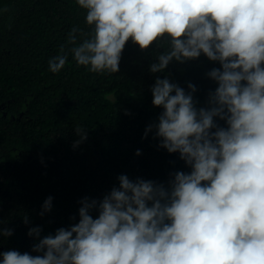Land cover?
Masks as SVG:
<instances>
[{
	"label": "clouds",
	"instance_id": "clouds-1",
	"mask_svg": "<svg viewBox=\"0 0 264 264\" xmlns=\"http://www.w3.org/2000/svg\"><path fill=\"white\" fill-rule=\"evenodd\" d=\"M76 3L94 26L71 49L78 65L117 73L130 39L141 50L166 42L152 73L204 54L221 65L206 73L218 86L200 108L192 83L186 92L157 77L151 87L152 104L162 111L144 136L155 129L159 147L179 153L190 172H174L167 186L121 174L119 186L102 199L80 201L77 223L43 238L40 226L29 228L37 241L32 251L42 255L8 250L0 252V264H264V0ZM76 32L69 33L70 43ZM67 60L62 46L49 70L59 73ZM75 132V144L87 139L85 128ZM52 201L44 200L41 216ZM0 231L10 237L14 230Z\"/></svg>",
	"mask_w": 264,
	"mask_h": 264
},
{
	"label": "trees",
	"instance_id": "trees-1",
	"mask_svg": "<svg viewBox=\"0 0 264 264\" xmlns=\"http://www.w3.org/2000/svg\"><path fill=\"white\" fill-rule=\"evenodd\" d=\"M85 17L76 0H0V230H14L10 237L0 231V252L42 255L32 251L37 241L29 228L40 226L43 238L77 223L80 201L102 199L119 186L121 174L167 186L174 172L191 171L179 153L159 147L155 129L144 136L162 111L152 104L151 87L157 77L186 92L192 83L195 106L208 107L209 92L218 85L206 73L219 62L202 54L152 73L150 65L167 43L141 50L130 39L119 72L93 73L71 53L93 33ZM73 28L75 44L69 42ZM62 46L68 60L53 73L48 61ZM77 127L87 130L79 144ZM48 196L53 207L41 216Z\"/></svg>",
	"mask_w": 264,
	"mask_h": 264
},
{
	"label": "water",
	"instance_id": "water-1",
	"mask_svg": "<svg viewBox=\"0 0 264 264\" xmlns=\"http://www.w3.org/2000/svg\"><path fill=\"white\" fill-rule=\"evenodd\" d=\"M2 248H0V250H1Z\"/></svg>",
	"mask_w": 264,
	"mask_h": 264
}]
</instances>
